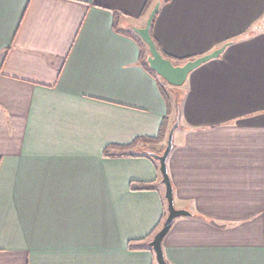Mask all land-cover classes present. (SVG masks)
Here are the masks:
<instances>
[{
  "label": "crops",
  "instance_id": "obj_1",
  "mask_svg": "<svg viewBox=\"0 0 264 264\" xmlns=\"http://www.w3.org/2000/svg\"><path fill=\"white\" fill-rule=\"evenodd\" d=\"M176 118L166 263L264 264V0H0V264H157Z\"/></svg>",
  "mask_w": 264,
  "mask_h": 264
},
{
  "label": "water",
  "instance_id": "obj_2",
  "mask_svg": "<svg viewBox=\"0 0 264 264\" xmlns=\"http://www.w3.org/2000/svg\"><path fill=\"white\" fill-rule=\"evenodd\" d=\"M158 8V3L155 4L153 9L151 10L146 23L143 28H132L134 33H136L142 42L147 46L148 56L146 58V62L150 70H152L159 78H161L165 83L174 88L181 87L188 74L203 64L204 62L218 57L228 43L222 45L216 50L198 57L193 60L185 61L181 64H175L171 60L163 57L159 51L157 50L151 36L149 34V29L151 25L152 18ZM178 126V118L175 119L174 123L168 130L166 136V143L163 151L160 154H156L153 152H147V155L158 163V171L160 173L161 179L160 184L164 187L163 198L166 202V216L160 226V228L155 232L152 239L148 242V246L154 253L155 261L157 264H167L163 252H162V240L164 236L169 231L174 219L179 216H186L189 213L186 210L176 209L174 206L173 200V188L170 183V179L167 173L166 161L169 156V153L172 150V141H173V133L174 130Z\"/></svg>",
  "mask_w": 264,
  "mask_h": 264
},
{
  "label": "trees",
  "instance_id": "obj_3",
  "mask_svg": "<svg viewBox=\"0 0 264 264\" xmlns=\"http://www.w3.org/2000/svg\"><path fill=\"white\" fill-rule=\"evenodd\" d=\"M183 60H179L178 62H182ZM144 66H145V68L149 71V72H151V74L153 75V76H155V77H157V78H159L152 70H150V68L148 67V65H147V62H146V59H144ZM161 81H163L161 78H159ZM174 90H177V88H174V87H172ZM176 100L178 99V96L176 95V98H175ZM177 103H178V100L176 101ZM164 125V124H163ZM166 128H167V126H166ZM165 127H163V130H162V128H161V131L159 132V134L157 135V137L155 138V139H138V140H135L133 143H131L130 145H128L127 147H125V148H132L133 146H135L136 144H138V143H152V142H154V141H157V140H165V136H166V129ZM166 129V130H165ZM119 155H123V154H119ZM153 161H155V160H153ZM157 162V161H156ZM143 188H145V187H143Z\"/></svg>",
  "mask_w": 264,
  "mask_h": 264
}]
</instances>
